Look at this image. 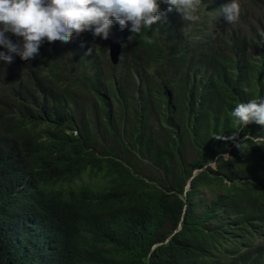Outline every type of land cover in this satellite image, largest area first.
<instances>
[{"label": "trees", "instance_id": "16d2710c", "mask_svg": "<svg viewBox=\"0 0 264 264\" xmlns=\"http://www.w3.org/2000/svg\"><path fill=\"white\" fill-rule=\"evenodd\" d=\"M240 2L114 23L122 77L90 31L0 62V264H264V125L229 115L264 96V0Z\"/></svg>", "mask_w": 264, "mask_h": 264}, {"label": "clouds", "instance_id": "9594fccd", "mask_svg": "<svg viewBox=\"0 0 264 264\" xmlns=\"http://www.w3.org/2000/svg\"><path fill=\"white\" fill-rule=\"evenodd\" d=\"M202 3L203 0H0V62L10 63L13 54L24 60L34 58L45 38L48 42H69L74 35L90 31L93 36L107 39L114 23L121 29L129 28L132 39L144 29H152L161 19L162 4L181 15L185 22L182 32L188 35L192 23L200 19ZM216 15L218 20L224 18L235 24L241 15L240 0H221V10ZM257 33L258 42H264V28L258 27ZM229 115L239 129L251 122L264 125V96L237 103ZM238 130L216 137L233 141L242 151L248 149L245 141L260 143L248 134L237 140Z\"/></svg>", "mask_w": 264, "mask_h": 264}, {"label": "rangeland", "instance_id": "374dc122", "mask_svg": "<svg viewBox=\"0 0 264 264\" xmlns=\"http://www.w3.org/2000/svg\"><path fill=\"white\" fill-rule=\"evenodd\" d=\"M215 18L218 19L219 18L218 15H216ZM112 40L119 41L122 46L125 43V39L123 37V34L117 32V31H111L110 34H109L108 39H106V40L103 39V41H105V43H106V45L102 49V50L105 51V53L103 54V57H105V58L107 57V59H108V64H107V70L106 71H111L112 70V68H110V63H109L110 62V60H109L110 59V57H109V42L112 41ZM94 44H95V42L92 43V45L94 46V48L95 47L99 48V45H97V44L94 45ZM16 57H17V55H15V58ZM121 57H122V53H121V56H120V60H121ZM120 62L121 61H119V63L116 64L117 67L115 68V71H114V73L118 77H122V75H123V68H124V64H121ZM139 166H140V168L142 166V168H143L144 171H150V169L152 168L150 165L146 164L145 162H141V161L139 162Z\"/></svg>", "mask_w": 264, "mask_h": 264}, {"label": "water", "instance_id": "95a60500", "mask_svg": "<svg viewBox=\"0 0 264 264\" xmlns=\"http://www.w3.org/2000/svg\"><path fill=\"white\" fill-rule=\"evenodd\" d=\"M122 53V45L117 40H112L109 42V57L112 64L116 65L120 61V56Z\"/></svg>", "mask_w": 264, "mask_h": 264}]
</instances>
